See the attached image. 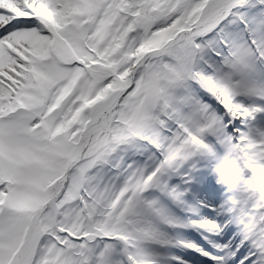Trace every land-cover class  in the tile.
Instances as JSON below:
<instances>
[{
	"label": "snow or ice",
	"instance_id": "obj_1",
	"mask_svg": "<svg viewBox=\"0 0 264 264\" xmlns=\"http://www.w3.org/2000/svg\"><path fill=\"white\" fill-rule=\"evenodd\" d=\"M0 264H264V0H0Z\"/></svg>",
	"mask_w": 264,
	"mask_h": 264
}]
</instances>
